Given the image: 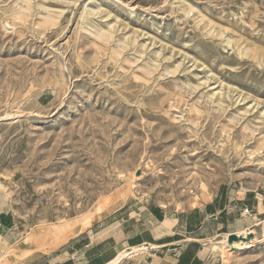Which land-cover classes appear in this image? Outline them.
<instances>
[{
	"label": "rangeland",
	"instance_id": "1",
	"mask_svg": "<svg viewBox=\"0 0 264 264\" xmlns=\"http://www.w3.org/2000/svg\"><path fill=\"white\" fill-rule=\"evenodd\" d=\"M0 207V264L96 222L116 257L97 241L160 208L202 221L205 264H264L262 226L213 249L264 220V0H0Z\"/></svg>",
	"mask_w": 264,
	"mask_h": 264
},
{
	"label": "crops",
	"instance_id": "2",
	"mask_svg": "<svg viewBox=\"0 0 264 264\" xmlns=\"http://www.w3.org/2000/svg\"><path fill=\"white\" fill-rule=\"evenodd\" d=\"M4 213L5 211L0 207V216ZM150 214L153 217L150 220L152 227L136 234H127V229L125 228L122 233L116 231V236L113 233L106 235L97 241V244L104 243V246H106L110 240H114V245H116L114 246V253H118L117 246L121 244L128 247L143 244L151 245L147 251L122 258L115 264L206 263V257L199 252V247L201 246L200 240L188 237V234L194 232L197 226L202 223V221H199V224L197 223L198 220L194 219L195 215L193 213L185 215L177 212L175 215H170L160 208L151 211ZM1 227L0 251L3 244H5L4 240L7 239V242L12 244V240H10L11 235H9L12 228L7 224H2ZM101 227L102 225L96 222L91 226L90 230L83 232L81 236L73 237L71 241L75 242L65 249L45 253L31 263H23L25 259H21L22 262L19 264H108L126 248L120 251L116 257L108 256L107 253L94 254L93 244L97 240L96 234H98Z\"/></svg>",
	"mask_w": 264,
	"mask_h": 264
},
{
	"label": "bare ground",
	"instance_id": "3",
	"mask_svg": "<svg viewBox=\"0 0 264 264\" xmlns=\"http://www.w3.org/2000/svg\"><path fill=\"white\" fill-rule=\"evenodd\" d=\"M116 207H117V205H116ZM91 223L92 222L89 219H87L84 226L81 224V230H83V228H87L89 225H91ZM72 226H74V223L67 221V222L58 224L57 228H59L61 235H64V234H66L64 231H66L67 229L71 230ZM247 226H248V224H247ZM259 226H262V229L264 230V220L257 221L252 226H250L246 229L236 231V232H230V233H227L226 235L223 234V235H225L224 239L221 242H214L213 249L214 250L219 249L220 250V256L222 257L223 261L227 262L228 261L227 259L229 258V254H230L231 249H234V248L241 249L243 247H247L250 244L256 242L257 239H256V237H253V235L256 233L257 227H259ZM66 232H68V230ZM28 238H29L28 239L29 241L37 240L39 245H41L42 241L47 239V234H46V232H43V230H40L39 232H37L34 235H31ZM5 246L8 248V246L6 244H3V247H5ZM149 247H151L150 244H143V245H139V246L128 247L124 251H122L113 261H111L108 264H115V263L119 262L122 258L131 257L132 255H134L136 253L147 251L149 249ZM224 249H227L228 251L222 252Z\"/></svg>",
	"mask_w": 264,
	"mask_h": 264
},
{
	"label": "built area",
	"instance_id": "4",
	"mask_svg": "<svg viewBox=\"0 0 264 264\" xmlns=\"http://www.w3.org/2000/svg\"><path fill=\"white\" fill-rule=\"evenodd\" d=\"M245 212H246V213H250L249 208H246V209H245ZM1 225H2V223L0 222V228H1Z\"/></svg>",
	"mask_w": 264,
	"mask_h": 264
}]
</instances>
